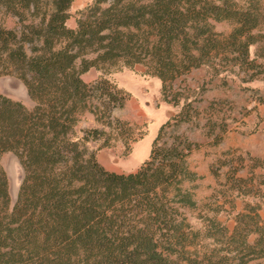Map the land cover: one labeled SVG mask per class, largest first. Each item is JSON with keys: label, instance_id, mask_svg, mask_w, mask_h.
<instances>
[{"label": "trees", "instance_id": "16d2710c", "mask_svg": "<svg viewBox=\"0 0 264 264\" xmlns=\"http://www.w3.org/2000/svg\"><path fill=\"white\" fill-rule=\"evenodd\" d=\"M73 2L0 0V77L17 76L34 103L0 92V159L11 152L23 169L13 202L0 163V264H264V176H237L264 171V157L224 151L227 179L200 204L189 164L199 145L166 136L200 115L183 76L264 74V0H90L71 26ZM92 68L99 74L86 81ZM123 69L158 78L163 100L186 107L160 125L135 170L116 172L98 151L120 142L128 155L147 134L146 123L112 118L131 97L111 77ZM87 114L102 127H80Z\"/></svg>", "mask_w": 264, "mask_h": 264}, {"label": "rangeland", "instance_id": "374dc122", "mask_svg": "<svg viewBox=\"0 0 264 264\" xmlns=\"http://www.w3.org/2000/svg\"><path fill=\"white\" fill-rule=\"evenodd\" d=\"M88 2L90 0H74L71 7L73 17L68 22L69 25H74L75 14ZM3 22L8 28H20L17 18L11 15L4 16ZM217 29L228 32L230 26L222 22ZM262 29L264 31V22ZM259 43L257 49L262 48L264 40ZM255 50L256 48H253L254 52ZM98 74L96 69L92 68L83 75V78L92 81ZM245 76L243 72L237 70L235 73L215 74L211 68H201L183 76L178 83L185 97L196 98L192 105L200 115L180 123L177 127L168 128L166 136L169 138L177 132L199 145L193 151L189 164L200 176L194 189L195 197L200 204L211 194L216 185L225 183L227 179L229 167H222L218 161L224 151L233 149L243 153L244 156L247 154L264 156V74L252 81L241 80ZM111 77L131 94L123 107L113 110L112 118L147 124V134L133 144L130 154L124 155V146L120 142L98 151V160L106 169L127 172L135 170L147 157L152 139L160 125L180 112L185 104L184 100L177 105L164 101L161 82L156 77L128 69L113 73ZM0 92L12 99L22 101L28 107L34 104L27 94L24 83L15 75L0 77ZM210 115L212 118L208 123L207 118ZM222 120L227 124L228 130L222 135V141L215 144V135L221 134ZM213 122L216 125L212 128ZM80 127H102V125L93 115L87 114ZM209 130H213L211 135ZM100 144L101 141L92 142L91 146L97 148ZM0 163L7 173L11 198L15 202L23 177L20 161L15 154L7 152L2 155ZM247 172L246 168L241 169L237 176L253 177L257 181L263 178L261 175L264 176V171L260 169L255 170L254 173ZM190 215L192 223L199 227L200 222L195 218L196 213L191 212Z\"/></svg>", "mask_w": 264, "mask_h": 264}, {"label": "crops", "instance_id": "0c3cea01", "mask_svg": "<svg viewBox=\"0 0 264 264\" xmlns=\"http://www.w3.org/2000/svg\"><path fill=\"white\" fill-rule=\"evenodd\" d=\"M258 156H261V155H258ZM264 157V156H263Z\"/></svg>", "mask_w": 264, "mask_h": 264}]
</instances>
